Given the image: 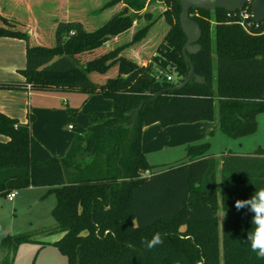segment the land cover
<instances>
[{
  "label": "trees",
  "instance_id": "1",
  "mask_svg": "<svg viewBox=\"0 0 264 264\" xmlns=\"http://www.w3.org/2000/svg\"><path fill=\"white\" fill-rule=\"evenodd\" d=\"M151 1L110 0L100 12L118 3L123 9L98 26L88 20L90 0H0V37L23 40L26 59L20 71L25 84L1 88L99 93L113 104L110 112L92 115L87 132L74 137L62 159L32 138V117L20 124L0 113V135L8 138L0 142V196L28 187H47L55 195L54 224L34 232L61 234L52 245L67 264H264L248 240L253 213L236 207L264 188V153L216 159L205 155V143L188 147L187 162L155 170L140 145L142 129L154 123L217 119L229 139L254 133L256 117L264 113V25L247 32L221 8L190 9L201 29V49L188 57L205 83L171 91L188 72L181 6L179 0H158L168 29L143 49L156 25L142 13ZM141 19L147 22L137 25ZM117 36L130 39L112 43ZM132 47L147 54L146 65L124 55ZM142 101L130 129L127 113ZM68 112L71 120L77 109ZM144 171L151 175L141 178ZM219 210L226 213L221 226ZM154 234L162 242L148 248ZM31 235L5 236L0 264H10L9 243Z\"/></svg>",
  "mask_w": 264,
  "mask_h": 264
},
{
  "label": "crops",
  "instance_id": "2",
  "mask_svg": "<svg viewBox=\"0 0 264 264\" xmlns=\"http://www.w3.org/2000/svg\"><path fill=\"white\" fill-rule=\"evenodd\" d=\"M105 3L106 2L101 3L98 2L97 0H90V6L88 9V20L90 23L98 25L101 24L102 21L106 22L112 15L122 10L124 6L122 3H118L111 9H107L105 11L100 12L99 9ZM108 10L109 12H106ZM164 10L165 8L158 0H152L150 3L146 4L142 13L145 12L149 13L151 15V20L155 21V23L159 25L160 23L164 22L163 18H159V16H161ZM100 16H103L102 21L101 20L97 21V18ZM146 22L143 21V19H141L140 21H138L137 25H141V24L144 25ZM152 29L150 30V33ZM163 33L164 32H162V34ZM120 39L121 36H117L111 39V41H113L112 43H115ZM157 39L152 41V39L149 36L146 40L142 42L143 49L146 47L147 43H152V45H154ZM22 41L23 40L10 38V37H0V54L1 53L7 54V51L10 52L12 50H14L15 53L23 54L24 44ZM142 51L143 50H134L131 53V57L129 58H132L139 64L146 65L149 62L147 58V54ZM20 68L21 67H19V64L17 63L15 64L11 62H6V63L0 62V70H4L6 73L7 72L13 73V76L9 77L6 75H1L2 72H0V83L18 84L20 86L24 85L25 79L19 74H16L20 70ZM172 80H173V76H172ZM13 91H7V92L0 91L1 94L8 96L7 98H4L0 94V112L9 118L12 119L16 118L22 121V123H26L27 120L29 119V116L32 117V122L31 124H29L30 134L32 138L36 140L52 156L56 158H60L65 154L67 155L70 148V141L73 138V134L70 131L74 130V126L70 123V121H72L73 118L69 120L68 108L71 109H77V108L75 106L68 107V103L65 104V100L62 97V95L63 94L77 95V94H81L82 92H73V91L36 92L32 90H27L24 87L15 90V92ZM77 97L73 96L70 99L76 102ZM106 112L107 111H104L103 113ZM69 125L72 126L71 129L68 128ZM79 132H83V131L80 130ZM223 136L224 135L219 130V122L217 119H214L212 121H199L195 123H182V124L170 125L166 127H162L160 124L154 123L145 126L142 129L140 145L146 161L148 159V156L162 155L161 154L162 151L178 148L180 150L182 149L184 154L182 157L184 161H182L181 163H185L188 161V155H187L188 147L198 146L200 144H205V143L208 144V149L205 155L214 157L216 159H219L221 155L228 153H232L240 156H254L256 154L248 151L233 152V151H227L226 149H224L225 151H222L221 154L210 153L209 150L213 149L212 147L215 141L221 140L220 142L223 144L224 146L223 148H225L228 145L226 142H223L225 141L222 140ZM7 141H8L7 137L0 135V142H7ZM152 166L157 168L155 165ZM218 169H220V165H218ZM218 177L220 178V175H218ZM216 181H217V177H216ZM28 188L34 189L33 187H28ZM16 197L13 199V201L16 199ZM217 216H218L219 226H221L222 222L226 218V213L219 210L217 212ZM55 234L56 235L54 236L53 240L48 243L47 247L49 249H52L49 252L50 257L58 261L59 264H62L61 260H59L61 258H58L60 257L58 255L61 254L52 245L53 242L57 241L60 238L61 234L59 233H55Z\"/></svg>",
  "mask_w": 264,
  "mask_h": 264
},
{
  "label": "rangeland",
  "instance_id": "3",
  "mask_svg": "<svg viewBox=\"0 0 264 264\" xmlns=\"http://www.w3.org/2000/svg\"><path fill=\"white\" fill-rule=\"evenodd\" d=\"M98 2L104 3L110 0H97ZM45 4V3H44ZM106 12H109L106 11ZM194 17H197L198 14L193 12L191 14ZM102 17L97 18L102 21ZM104 22L102 21L100 25ZM49 27V24H48ZM48 27H46L48 31ZM167 25L163 22L159 25H155L149 34L152 41L155 39H160V36L163 30H167ZM48 36V34H47ZM51 42L48 45H52L54 43V34L52 33L46 39H50ZM130 39L128 36L121 37L120 43L126 42ZM157 39V41H158ZM24 44L23 54L15 53L14 50L7 51V54H0V62L6 63H17L19 64L20 70L16 73L23 77L20 71L25 69L26 59H25V42ZM42 43V42H41ZM140 46V45H138ZM135 50L134 47L131 49H127L124 52V55L127 57H131L130 54ZM128 54L126 55V53ZM2 68V66H1ZM2 72L1 75H6L9 77L13 76V73H6L4 70H0ZM215 73V70H214ZM173 76V81L176 82L175 75ZM24 78V77H23ZM14 90V91H13ZM17 89H6L1 88L0 91L7 92L13 91L15 92ZM1 94V93H0ZM2 97L7 98V95L1 94ZM77 97V101L71 100L72 97ZM62 97L65 100V104L68 103V107L75 106L77 108V112L73 117V120L70 123L74 126V130L70 131L73 134V138L70 141V145L73 142V139L77 135H84L87 132L89 126L92 123V115L98 111H107L110 112L113 108L112 101L104 97L99 93H81V94H63ZM74 104V105H73ZM66 106V105H65ZM107 107V108H106ZM1 113V112H0ZM3 114V113H2ZM16 119V118H15ZM20 124L22 121L16 119ZM257 120V129L254 133L240 139H227L226 136H223V142H226L228 145L223 148V144L220 141H215L213 144V149H210V153L221 154L222 151H248L251 153H264V113H260L256 117ZM32 121H30L31 124ZM82 130L83 132H79ZM221 138V137H219ZM8 139V138H7ZM162 155H153L148 156V164L155 165L159 169H167L171 166H174L178 163L184 161L183 151L182 149L173 148L172 150H166L161 152ZM66 155V154H65ZM62 156L58 159H62L65 157ZM219 169L217 168L216 177L217 183L219 184L220 178L218 177ZM18 195L16 199L12 202L7 201L3 196H0V245L1 240L5 236H14L18 234L30 233L29 241L18 243H9V258L10 264H59L58 261L50 257L49 252L52 249L47 247L48 243L51 242L56 235L55 233H35L34 231L47 228L54 224V220L51 216V211L55 206V195L52 192H49L47 187H37L34 189H21L17 190ZM7 251V248H4L2 251L0 249V258ZM57 252V251H54ZM58 254V253H57ZM61 258L62 264H67V259L62 255H58Z\"/></svg>",
  "mask_w": 264,
  "mask_h": 264
},
{
  "label": "water",
  "instance_id": "4",
  "mask_svg": "<svg viewBox=\"0 0 264 264\" xmlns=\"http://www.w3.org/2000/svg\"><path fill=\"white\" fill-rule=\"evenodd\" d=\"M179 3L181 6L179 24L186 37V42L182 47L181 53L188 66V72L186 77L179 84L170 88L171 91L181 90L185 85L191 83H205L204 78L195 73L194 65L188 57V55L196 54L201 49V46L198 44L201 37V29L198 24L189 17L190 9L214 11L217 8H221L225 12L233 13L243 9L246 5H250L252 21L256 23L264 21V0H179ZM159 96L160 93H157L152 100L157 99ZM143 104L144 101H142L135 110L127 113L130 119L124 125H128L130 129L133 128L136 117L141 111Z\"/></svg>",
  "mask_w": 264,
  "mask_h": 264
},
{
  "label": "clouds",
  "instance_id": "5",
  "mask_svg": "<svg viewBox=\"0 0 264 264\" xmlns=\"http://www.w3.org/2000/svg\"><path fill=\"white\" fill-rule=\"evenodd\" d=\"M236 207L238 209L247 207L253 213L251 223L254 227L248 240L256 255L264 258V188L255 190L249 199L236 201ZM161 242L160 235L154 234L150 240L146 241V246L152 248Z\"/></svg>",
  "mask_w": 264,
  "mask_h": 264
},
{
  "label": "built area",
  "instance_id": "6",
  "mask_svg": "<svg viewBox=\"0 0 264 264\" xmlns=\"http://www.w3.org/2000/svg\"><path fill=\"white\" fill-rule=\"evenodd\" d=\"M226 16L229 18L234 17L236 18L238 21L237 23L240 24L247 32H250L251 29H260L263 25H264V21L256 23L253 22L251 19V12H250V5H246L244 6L243 9L241 10H237L233 13H228L226 14ZM167 81H171L172 77L171 75H167L166 77ZM27 90H30V86L29 85H25ZM69 129L72 128L71 125L68 126ZM151 175V173L149 171H144L141 173L140 177L141 178H146L149 177ZM17 195V191L13 190L10 193H8L5 198L7 201L12 202L13 199L16 197ZM107 233V231H105V234Z\"/></svg>",
  "mask_w": 264,
  "mask_h": 264
}]
</instances>
